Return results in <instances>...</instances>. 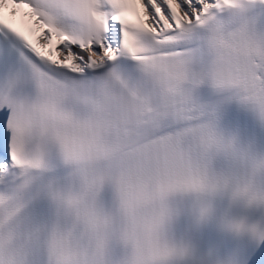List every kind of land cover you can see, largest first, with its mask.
<instances>
[{"label": "snow or ice", "instance_id": "obj_1", "mask_svg": "<svg viewBox=\"0 0 264 264\" xmlns=\"http://www.w3.org/2000/svg\"><path fill=\"white\" fill-rule=\"evenodd\" d=\"M205 90L264 120V0H0V264L181 254L167 201L232 148Z\"/></svg>", "mask_w": 264, "mask_h": 264}, {"label": "clouds", "instance_id": "obj_2", "mask_svg": "<svg viewBox=\"0 0 264 264\" xmlns=\"http://www.w3.org/2000/svg\"><path fill=\"white\" fill-rule=\"evenodd\" d=\"M218 151H223L228 154H232L236 156L239 160L240 165L243 169L242 173L239 176H232L230 174H217L211 175L215 178V181L218 183L215 187L206 186L201 191L196 193H209L215 192L219 190H227L231 189L234 197H244L248 201L253 198L257 200H264V189L256 188L253 185L254 177L257 172L264 169V166L259 164V161L250 159L243 154L234 153L232 148L223 147ZM247 188V194L245 195H237V193L241 190ZM212 211V205L209 201H202L200 205L201 214L207 215Z\"/></svg>", "mask_w": 264, "mask_h": 264}]
</instances>
